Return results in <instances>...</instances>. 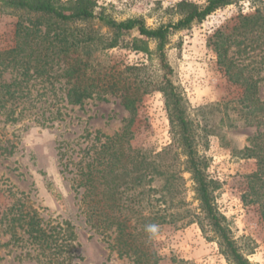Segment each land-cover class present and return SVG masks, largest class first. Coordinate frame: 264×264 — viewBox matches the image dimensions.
<instances>
[{"label":"trees","instance_id":"obj_1","mask_svg":"<svg viewBox=\"0 0 264 264\" xmlns=\"http://www.w3.org/2000/svg\"><path fill=\"white\" fill-rule=\"evenodd\" d=\"M231 2L206 0L198 6L181 1L173 9L178 16L176 22L150 28L140 17L116 21L95 0H0V8L35 19L28 25L19 20L14 46L0 52V70L11 69L17 74L10 82H0V114L6 120H17L18 99L28 93V81L39 78L49 83L51 88L46 92L55 90L51 80L63 79L67 105L114 96L131 116L120 133L107 136L97 132L74 170L68 169V162L62 164L64 170L75 174L73 189L80 196L85 222L119 259L126 258L132 264H158L160 257L151 248L154 237L150 238L146 226L156 224L161 228L187 220L196 223L203 233H213L220 253L229 262L251 264L216 209L213 194L217 185L206 173L207 160L195 148L196 135L166 55L173 32L201 22ZM93 22L109 29L110 35L87 28ZM131 33L137 36L125 46L137 53L154 54L155 64L120 68L102 64L101 55L117 48L121 38ZM213 38L217 65L240 90L235 100L239 118L247 126L260 128L248 137L243 154L256 160L257 171L249 177L252 185L247 196L251 197L249 202L258 204L264 224V99L259 96L264 83V8L250 15L239 14L229 33L216 31ZM149 42L155 43L153 52L148 50ZM233 45L235 56L229 55ZM153 92L163 95L171 137V143L159 152L133 148V132L129 130L142 96ZM52 109H47L49 114ZM55 113L60 114L59 109ZM65 156L63 151L61 160ZM183 173L190 175L198 212L187 208ZM3 235L9 237L5 242L0 239V263L3 249L15 253L14 259L20 264H76L80 259L73 225L44 220L21 199L0 216V238Z\"/></svg>","mask_w":264,"mask_h":264},{"label":"rangeland","instance_id":"obj_2","mask_svg":"<svg viewBox=\"0 0 264 264\" xmlns=\"http://www.w3.org/2000/svg\"><path fill=\"white\" fill-rule=\"evenodd\" d=\"M65 2L66 0H61ZM116 21L143 18L146 26L176 22L175 5L189 1L198 6L206 0H95ZM201 22L173 32L168 38L166 55L173 69V82L180 93L188 119L196 135L195 148L208 167L206 173L217 188L214 203L225 218V225L240 251L251 264H264V224L259 206L251 203L249 195L252 174L257 171L256 160L243 154L247 139L260 128L247 126L239 118L236 99L240 90L228 81L217 65L213 49L216 31L229 33L236 17L250 15L257 8H264V0H232ZM21 20L28 25L33 16L0 8V52L15 44V26ZM100 35H110L109 29L97 22L87 24ZM85 26L79 24V27ZM136 33L122 37L121 45L100 57L102 64L123 65L136 63L155 64L151 56L127 48ZM148 50H155L149 42ZM235 53L231 46L229 55ZM235 56V54H234ZM16 71L0 70V82H10ZM48 82L39 79L28 81V93L17 101L16 121L6 120L0 114V216L17 199L38 211L44 220L69 221L76 233V264H132L128 259L117 258L101 237L90 229L81 212L80 196L73 189L75 174L69 170L81 160L84 150L91 146L97 132L112 136L122 132L131 116L120 100L108 96L107 100L93 98L82 105L71 106L64 101V80ZM259 96L264 99V83ZM55 106L52 109L51 104ZM50 105V106H49ZM52 109L49 114L47 109ZM59 109L60 114L55 110ZM21 111V112H19ZM209 127L212 129L207 132ZM206 129V130H205ZM129 130L133 132L131 145L145 151L159 152L171 143L169 122L163 95L153 92L142 96ZM66 156L61 160V153ZM185 179L184 200L187 208L198 212V201L188 173ZM8 235L1 236L5 242ZM151 248L160 257L158 264H232L220 253L211 232L203 233L196 223L187 220L159 228ZM251 250V251H250ZM17 253V252H16ZM0 264H20L15 253L1 250ZM21 264H35L24 261Z\"/></svg>","mask_w":264,"mask_h":264},{"label":"clouds","instance_id":"obj_3","mask_svg":"<svg viewBox=\"0 0 264 264\" xmlns=\"http://www.w3.org/2000/svg\"><path fill=\"white\" fill-rule=\"evenodd\" d=\"M145 231L150 235V238L155 237L159 232V225L149 224L146 226Z\"/></svg>","mask_w":264,"mask_h":264}]
</instances>
